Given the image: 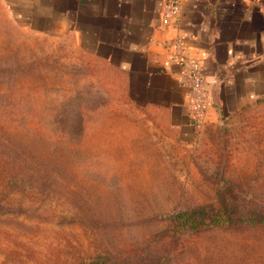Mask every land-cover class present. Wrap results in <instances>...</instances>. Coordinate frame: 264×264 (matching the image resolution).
<instances>
[{"label": "rangeland", "instance_id": "374dc122", "mask_svg": "<svg viewBox=\"0 0 264 264\" xmlns=\"http://www.w3.org/2000/svg\"><path fill=\"white\" fill-rule=\"evenodd\" d=\"M237 194L264 198V100L181 137L62 25L0 6V264H148L167 213ZM179 234L168 264H264V229Z\"/></svg>", "mask_w": 264, "mask_h": 264}, {"label": "crops", "instance_id": "0c3cea01", "mask_svg": "<svg viewBox=\"0 0 264 264\" xmlns=\"http://www.w3.org/2000/svg\"><path fill=\"white\" fill-rule=\"evenodd\" d=\"M164 0H0L11 21L58 23L79 47L124 77L137 99L154 108L179 136L197 124L183 70L202 66L208 102L202 121L264 100V0H181L162 20ZM24 8V9H21ZM180 40L185 60L175 59Z\"/></svg>", "mask_w": 264, "mask_h": 264}, {"label": "trees", "instance_id": "16d2710c", "mask_svg": "<svg viewBox=\"0 0 264 264\" xmlns=\"http://www.w3.org/2000/svg\"><path fill=\"white\" fill-rule=\"evenodd\" d=\"M15 166L18 167L19 165L15 164ZM39 171V169L36 170V172ZM224 182H226V180H224ZM64 186L63 184V187ZM236 200H242L243 203L246 204V214L235 215L236 209L234 208V201L236 202ZM1 201L7 202L6 200L0 199V215L10 214L11 212H6L4 210ZM226 201L227 207L224 206L220 199H216L215 204H211V212H208V214L204 211V208L210 205L206 206L198 203L192 204L191 206H184L180 210L167 213L164 217V228L159 232V239H168L167 251L162 258L148 264H168L171 257L170 253L176 249L179 244V233L183 232V228L185 227L192 229V234L210 228L224 229L241 225L264 229L263 197L237 194L231 196V198ZM15 212L17 213V211Z\"/></svg>", "mask_w": 264, "mask_h": 264}, {"label": "built area", "instance_id": "2783aa9c", "mask_svg": "<svg viewBox=\"0 0 264 264\" xmlns=\"http://www.w3.org/2000/svg\"><path fill=\"white\" fill-rule=\"evenodd\" d=\"M181 0H164L162 8V20L170 22L173 20L180 11ZM174 50L171 52L172 56L179 60L184 61L186 56L182 48L180 40L173 43ZM181 83L190 90V113L193 121L200 122L204 116L208 102L206 100V85L207 82L204 78L202 66L198 62H193L192 65L182 72Z\"/></svg>", "mask_w": 264, "mask_h": 264}]
</instances>
